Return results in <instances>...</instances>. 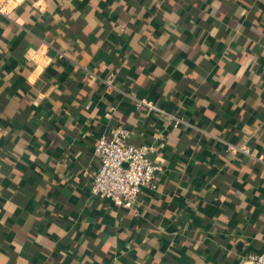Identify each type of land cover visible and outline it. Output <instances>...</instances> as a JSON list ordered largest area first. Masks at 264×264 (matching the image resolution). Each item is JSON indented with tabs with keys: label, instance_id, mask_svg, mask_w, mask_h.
<instances>
[{
	"label": "crops",
	"instance_id": "0c3cea01",
	"mask_svg": "<svg viewBox=\"0 0 264 264\" xmlns=\"http://www.w3.org/2000/svg\"><path fill=\"white\" fill-rule=\"evenodd\" d=\"M0 10V264H245L261 251L264 0ZM118 124L129 144L164 142L137 216L89 193L93 144Z\"/></svg>",
	"mask_w": 264,
	"mask_h": 264
},
{
	"label": "built area",
	"instance_id": "2783aa9c",
	"mask_svg": "<svg viewBox=\"0 0 264 264\" xmlns=\"http://www.w3.org/2000/svg\"><path fill=\"white\" fill-rule=\"evenodd\" d=\"M1 13V10H0ZM60 56V55H59ZM113 73L108 72L99 78L106 86H113ZM136 107L144 106L155 111L176 127L184 121L173 112H166L149 100L133 98ZM129 136L127 128L118 124L100 135L93 144V153L97 159V168L89 185L91 196L108 200L113 206L126 209L132 216L138 215L136 198L142 187L155 188L157 173L162 171L160 163L153 161L151 155L164 145L163 141L133 145L125 142ZM224 149L228 153L240 152L250 155L245 145L236 146L225 141ZM245 264H264V245L258 253H248L242 260Z\"/></svg>",
	"mask_w": 264,
	"mask_h": 264
},
{
	"label": "trees",
	"instance_id": "16d2710c",
	"mask_svg": "<svg viewBox=\"0 0 264 264\" xmlns=\"http://www.w3.org/2000/svg\"><path fill=\"white\" fill-rule=\"evenodd\" d=\"M61 53V52H60ZM62 54V53H61ZM142 107V106H141ZM177 114V113H176ZM178 115V114H177ZM179 116V115H178ZM164 117V116H163ZM180 117V116H179ZM181 118V117H180ZM184 129V128H183ZM182 130V129H181ZM250 153V152H249Z\"/></svg>",
	"mask_w": 264,
	"mask_h": 264
}]
</instances>
